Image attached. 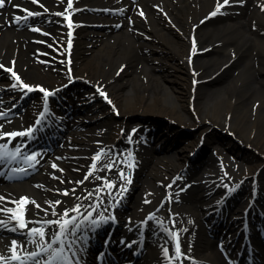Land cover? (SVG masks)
I'll list each match as a JSON object with an SVG mask.
<instances>
[{"label": "bare ground", "instance_id": "6f19581e", "mask_svg": "<svg viewBox=\"0 0 264 264\" xmlns=\"http://www.w3.org/2000/svg\"><path fill=\"white\" fill-rule=\"evenodd\" d=\"M132 1L72 0L77 23L69 28L63 20L68 0H39V3L33 0H8L6 6L0 8V64L9 63L19 74L21 82L51 93L46 96L42 92L36 99L38 103L51 97L55 87L68 83L73 74L84 76L91 84L88 93L96 99L97 92L104 90L112 100L109 109L118 108L123 122L129 121L138 112H143V115L154 113L175 120L178 124L173 132L179 131L181 126H200L197 137L193 136L185 145H180L174 156L164 154L154 157L152 153L158 151H154L155 147L141 149L139 145L144 142L142 140L133 141V149L119 145L120 128L112 129L104 136L96 128L85 125L83 120L72 117L65 128H77L80 132L72 134L71 140L63 135L61 141L64 146L54 154L51 163H44L26 181L13 185L0 183V218L3 219L0 228L23 236L13 237L10 242V238H4L1 233L0 247L5 252L0 248V256L11 257L12 242L15 241L18 243V256L24 258L27 264H35L33 259H27V254L41 249L31 243L36 237L30 234V229L42 228L49 235L56 233L59 226L47 222L60 219L59 214L68 210L70 216L78 217L75 223L80 227L75 237L68 236L65 240L67 245L68 241L77 238L74 248L69 250L65 246L62 255L73 262L88 264L89 260V264H92L94 250L91 246L88 249L87 245V236L94 227L92 221L108 212L119 211L120 219H131V232L136 234L137 247L147 244L146 261L143 263L140 260L138 264H179V261L182 264H224L223 255L215 246L216 239L211 238L205 228L211 225L212 218L207 220L204 216L216 207L213 202L225 194L230 196L231 191L224 187L216 175L196 176L190 173L189 179L179 177L172 186L170 182V177L176 176L188 160V154L201 140L211 143L213 131L207 133L211 128H227L262 154V159L257 158L259 162L256 163L246 158L250 163L247 166L231 161L230 169L231 175L238 180L245 175L253 178L241 183L245 193L251 191L250 195L253 196L262 190L264 197V174L259 171L264 165V98L251 101L255 94L264 91V0H230L215 16L211 14L222 0ZM29 11L34 15L29 16ZM121 15L125 19L120 18ZM113 21L119 22V29L113 26ZM102 28L108 29L102 31ZM69 62L76 66L73 74L62 64ZM59 69H64L65 73ZM132 69L141 71L150 81L153 77L157 86L165 90L171 89L164 84L169 77V81H172L169 93L175 95L178 106L175 102L166 101L161 94L146 93L151 82L148 80L145 84ZM166 71L170 72L167 78L164 76ZM128 73L130 77L125 80L124 76ZM227 74L230 77L225 85L211 90L207 88V85L217 83ZM124 84L134 86L137 93L124 94ZM23 96L24 91L16 78L0 68V119L12 115L15 102ZM50 106L54 107V104L51 102ZM252 111L255 113L253 119ZM36 116L35 107L31 105L23 115L4 123L0 121L3 137L0 139V152L2 147H12L20 140L3 134L24 131L21 127L33 123ZM226 117L231 118L229 124ZM50 139H53V135ZM163 139L164 135L155 140L156 144ZM164 146L166 143L160 151H166ZM101 151L105 152L96 167L87 166L91 156ZM108 151H111L110 155ZM140 153L143 159L140 158L135 164L132 157ZM213 153L221 154L222 148L215 147ZM216 157H209L205 161L215 172L222 167L220 159ZM114 158L117 161L112 163ZM109 160V164H114L111 171L104 168V163ZM16 163L17 159H14L10 164L14 166ZM53 164L57 167L53 168ZM91 168L92 175L85 179ZM140 168L137 186L143 187L144 191L122 211L119 203L123 201L122 196L130 186L129 180L133 178V173ZM8 172L11 173V170ZM149 179L161 186H148ZM80 181L83 183H78ZM180 183L187 186L184 193L178 192ZM168 185L169 189L166 188ZM65 191L68 195L62 194ZM166 196L169 198L162 203ZM246 196L239 198L236 208H227L228 218L234 224H239V228L240 224L244 225L240 218L244 219L246 203H250L251 199L247 197L245 202ZM25 197L27 200L23 199ZM32 201L40 207L37 208ZM12 205H21L22 213L14 211ZM76 205H80V213L84 215L71 211ZM159 205L171 208L173 222L169 223L176 226L175 230L180 235L179 253L174 238L160 236L158 231H153L154 234L148 231L164 216L163 212H158L150 222H146L148 215ZM7 209H10L8 214L1 213ZM13 213L23 214V220L30 223L29 230L23 231L18 226L20 220ZM87 213L91 215L85 219ZM130 226L127 228L126 224L124 232L127 233ZM248 226L252 228L250 223ZM68 227L71 230L72 226ZM215 227L213 225L212 229ZM143 231H146L144 235ZM115 240L116 237L113 238ZM230 240V237H226L222 241L228 246L236 245L237 250L241 248L242 241ZM163 243L170 246L168 250L163 247ZM187 244H191L189 255L185 251ZM255 246L258 264H264V252L258 244ZM58 247L53 245V248ZM50 251L44 252L39 258L49 257ZM72 251H76L75 257ZM2 264L14 263L7 259Z\"/></svg>", "mask_w": 264, "mask_h": 264}, {"label": "rangeland", "instance_id": "374dc122", "mask_svg": "<svg viewBox=\"0 0 264 264\" xmlns=\"http://www.w3.org/2000/svg\"><path fill=\"white\" fill-rule=\"evenodd\" d=\"M59 70L65 71L64 69H59ZM132 72H135V70L132 69ZM140 72L141 71L135 72L136 76L139 79H141L142 81H144L145 84H147L149 78L146 77L145 75H142ZM169 73H168V71L164 72V74H165L164 76H166V78H167V75L169 76ZM121 75H122V73H121ZM129 75H130L129 73L125 74V76H124L125 80L129 79V77H130ZM229 77H230V74H227L217 83L207 85L208 86L207 88L209 90H211L214 88L222 87L229 80ZM125 80H124V82H125ZM150 82L151 83L149 84V86L146 89V91H148V92H146V93H148V94L150 93L151 95H155L157 93L161 94V95H163V97L166 101H169V103L175 102V104L178 106V101L175 100V95L173 93L172 94L169 93L172 90V87H171L172 81H169V77H168V79H166L164 81V84L166 86H170V88H171L170 90L169 89L165 90L161 87H158L159 85L157 86V84H156L157 81L155 82V79L153 77L151 78ZM204 87H206V86H204ZM123 89H124V94H127V93L136 94L137 93L136 88L134 86H132L131 84H124ZM253 97L254 98H252L251 101L256 99V98H262V97L264 98V91L260 92L259 94H255ZM147 99H149V98H147ZM153 114L154 113H148V114L143 115V112H138L134 116L129 118L128 124H133V125L140 124L142 126L154 127L155 124L160 122V124H163L164 127L166 126V128H167V126L170 123H173V124L177 123L175 120H171L169 117H166L163 115L157 116V115H153ZM254 117H255V113H254V111H252L251 118L253 119ZM228 119H229V117H226V121H228ZM185 127L186 126H184L183 130L180 131L181 135H180L178 140H176V138L178 137V134H176V133H173L171 135L172 137H170V138L168 137V135L165 136L166 140L164 139L165 141L160 144V147L158 148L159 150H157L158 152L154 155V157L163 156L164 154H169V155L174 156L173 153H176L180 144L182 146L183 144L188 142L191 138H193V136L198 135L199 127H195V128H193V127L185 128ZM168 131L170 134L171 133L170 131H172V130L169 129ZM209 131L210 132L213 131V133H212L213 139L216 140V143H222L223 146L225 145V147H226L225 150L227 152H229L230 154H234V152H236L241 156V159H243V160L245 158H248L252 163L259 162V159H257L258 157H256L255 154H253V152H252L253 150H250L249 146L245 143V141H243V139L237 138L235 136V134L230 132L227 128L216 127V128L209 129ZM167 139L170 142L167 141ZM171 141H172V144H169V143H171ZM165 143H166V147L164 146V148H166V151H160L162 149V145ZM167 143L170 146L169 148L167 147L168 146ZM222 144H217V145L222 146ZM257 155H258V153H257ZM188 172H190L189 169H188ZM262 172L264 173V167L262 169ZM148 184L153 185V182L150 181ZM140 191H141V187L138 190H136V193L134 194L135 197H138V194L140 193Z\"/></svg>", "mask_w": 264, "mask_h": 264}, {"label": "snow or ice", "instance_id": "6c2138e0", "mask_svg": "<svg viewBox=\"0 0 264 264\" xmlns=\"http://www.w3.org/2000/svg\"><path fill=\"white\" fill-rule=\"evenodd\" d=\"M8 0H0V8H3L6 6V3ZM34 3H39V0H33ZM230 0H222V3L218 4V7L216 11H214L211 15L215 16L217 12L220 11V8L223 7L224 5H228ZM42 6V5H41ZM72 7V0H68V8ZM142 14V13H141ZM29 16L34 15L31 11L28 12ZM60 15H63L62 13ZM15 19L19 20L20 17H15ZM69 26H71V21L69 20ZM69 46H70V41H69ZM0 68H4L2 64H0ZM5 71H11V69H4ZM122 70V69H121ZM13 75L16 76V74L13 72ZM16 80L19 83V86L21 88L27 89L28 91H31L32 88L27 85L26 83L21 82L20 77L16 76ZM14 87L16 85H13ZM99 90V89H98ZM40 91L45 92V95H49L50 93L45 91L43 88L40 89ZM101 95H104L105 98L106 94L101 90ZM110 102V101H109ZM4 136H10V137H16V136H23L25 133L23 132H12V133H5L3 134ZM99 155L96 156L94 159L99 160ZM30 159L35 160V156L30 157ZM53 168H56L57 166L55 164L52 165ZM95 168V164L92 166ZM62 171V170H61ZM89 175H92L91 172H89L86 176L85 179L88 178ZM78 183H83V181H80ZM74 191V190H73ZM63 195H68V192L65 191L62 193ZM89 195H93L92 193H89ZM2 199V197H0ZM24 200H27V198H23ZM32 203L39 208L40 205L35 204V201H32ZM56 203H60L57 201ZM73 212H78L80 213V205H76L73 207L71 210ZM81 215H84V213H80ZM53 215H56V213H53ZM60 219L54 220V221H48L47 223L49 224H56L59 226V230L56 233H51L50 235L46 233V231L42 228H32L30 229V234L33 237H36V239L31 240V243L35 244L38 249H41L42 252H49V258L45 261V264H73V261L65 256L62 255L65 246L69 250H72L76 244V239L74 238L70 241H68L67 245H65V240L67 239L68 236L75 237L76 236V230L79 229L80 225L78 223H75V221L78 219L76 216H70L69 211L65 210L64 212L60 213ZM91 215V213H87L85 216V219H87V216ZM67 217V219H65ZM92 223H96L95 220L92 221ZM69 225L72 226L71 230H69ZM21 228L26 227V224H20L19 225ZM63 237V239H62ZM13 247L11 249L13 255L11 257H2L0 256V264H2L3 261L10 259V260H15V261H20L21 264H26V260H22L20 256L16 255V242L13 241ZM58 245V248H53V245ZM180 252L179 244H177V253ZM38 255H41V252L33 251L27 254V259H35ZM72 256H76V251H72ZM36 264H40L39 261H36ZM75 264H79L78 261L75 262Z\"/></svg>", "mask_w": 264, "mask_h": 264}, {"label": "water", "instance_id": "95a60500", "mask_svg": "<svg viewBox=\"0 0 264 264\" xmlns=\"http://www.w3.org/2000/svg\"><path fill=\"white\" fill-rule=\"evenodd\" d=\"M160 123V122H159Z\"/></svg>", "mask_w": 264, "mask_h": 264}]
</instances>
